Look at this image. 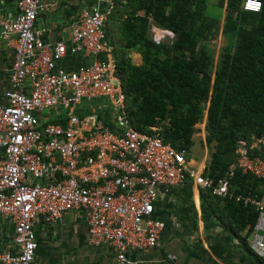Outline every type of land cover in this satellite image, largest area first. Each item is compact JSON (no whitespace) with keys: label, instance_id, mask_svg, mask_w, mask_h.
Wrapping results in <instances>:
<instances>
[{"label":"built area","instance_id":"obj_1","mask_svg":"<svg viewBox=\"0 0 264 264\" xmlns=\"http://www.w3.org/2000/svg\"><path fill=\"white\" fill-rule=\"evenodd\" d=\"M8 1L15 2L18 12L0 14V38L16 55L13 88L6 93L7 104L0 105V216L14 228V251L0 247V264H33L38 248L35 223L79 213L90 244L113 247L120 264H138L128 261L127 251L160 245L166 222L155 216L159 200L189 180L215 196L256 207L259 215L250 247L264 259V236L259 234L264 232V201L230 191L238 170L264 181V137L250 144L240 140L236 162L225 175L217 181L204 177L190 166L186 150L132 124L117 78L114 47L104 31L112 2L105 10L84 7L68 40L47 43L45 29H35L46 10L42 0ZM261 9L260 0L244 3L245 11ZM79 53L91 62L74 71L60 66L68 55ZM101 98L115 111L113 125L102 123L96 110L88 120L74 112L84 100ZM52 108L63 110L66 124L42 125L38 114Z\"/></svg>","mask_w":264,"mask_h":264},{"label":"trees","instance_id":"obj_2","mask_svg":"<svg viewBox=\"0 0 264 264\" xmlns=\"http://www.w3.org/2000/svg\"><path fill=\"white\" fill-rule=\"evenodd\" d=\"M245 1L218 0L219 12L208 13V0H113L104 26L134 127L190 155L196 126L206 122L210 159L203 175L215 181L236 162L240 140L264 137V0L257 13L245 11ZM154 29L174 40L157 43ZM230 191L264 201V181L239 170ZM202 194L250 264H264L248 243L256 207L211 189Z\"/></svg>","mask_w":264,"mask_h":264},{"label":"crops","instance_id":"obj_3","mask_svg":"<svg viewBox=\"0 0 264 264\" xmlns=\"http://www.w3.org/2000/svg\"><path fill=\"white\" fill-rule=\"evenodd\" d=\"M113 0H42L46 10L36 22L35 29H45L43 39L47 43L68 40L79 13L84 7L98 5L105 10ZM13 1L0 0V14H17ZM15 50L4 38H0V105H6V93L12 90L11 75L15 63ZM136 65L143 63L138 52L131 54ZM91 62L84 53L68 55L60 66L74 71ZM29 86V82L27 84ZM96 110L99 119L106 126L113 125L115 111L107 98L84 100L75 106L74 112L88 120ZM63 110L57 108L43 111L39 115L42 125L63 123ZM190 166L204 174L206 160L188 158ZM203 189L189 180L185 186L169 196L161 197L155 216L166 222L160 236V245L147 251L128 250L129 262L138 264H250L239 248L237 239L224 229L221 221L208 208L203 198ZM226 222V221H224ZM38 248L33 264H120L115 249L111 246H94L89 242L88 227L82 214H70L54 222L43 219L34 225ZM14 228L0 216V247L11 248ZM252 238V237H251ZM251 238L248 239L250 245ZM170 256H176L173 260Z\"/></svg>","mask_w":264,"mask_h":264},{"label":"rangeland","instance_id":"obj_4","mask_svg":"<svg viewBox=\"0 0 264 264\" xmlns=\"http://www.w3.org/2000/svg\"><path fill=\"white\" fill-rule=\"evenodd\" d=\"M218 0H208V13H216L219 12L217 10H219L218 6ZM224 13V11H223ZM156 34H158L159 37H162L161 39H159L158 37L156 38ZM154 40L156 42H172L174 40V35L172 33H167L166 31L163 30H158L157 33H154ZM225 45V41L223 38H219L217 44H216V51L219 52L220 48L223 47ZM218 54V53H217ZM52 110L55 112L57 110V108H52ZM197 127V131L194 135V146L191 149V153L189 156H193L194 159H196V161H204L206 160V162L208 163L210 156H209V148L206 144V131H205V126L203 124H199ZM204 190V188H202ZM160 195V194H159ZM260 235L264 236V232L261 231L259 232Z\"/></svg>","mask_w":264,"mask_h":264},{"label":"water","instance_id":"obj_5","mask_svg":"<svg viewBox=\"0 0 264 264\" xmlns=\"http://www.w3.org/2000/svg\"><path fill=\"white\" fill-rule=\"evenodd\" d=\"M225 11H226V8H225ZM203 125L206 126V122Z\"/></svg>","mask_w":264,"mask_h":264},{"label":"clouds","instance_id":"obj_6","mask_svg":"<svg viewBox=\"0 0 264 264\" xmlns=\"http://www.w3.org/2000/svg\"><path fill=\"white\" fill-rule=\"evenodd\" d=\"M160 30V29H159Z\"/></svg>","mask_w":264,"mask_h":264}]
</instances>
